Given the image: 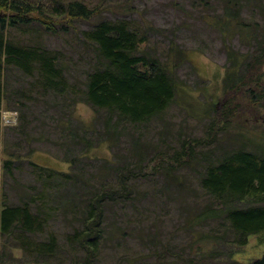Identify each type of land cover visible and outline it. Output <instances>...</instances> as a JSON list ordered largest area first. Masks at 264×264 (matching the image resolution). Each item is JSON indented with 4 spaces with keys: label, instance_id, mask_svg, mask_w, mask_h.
Wrapping results in <instances>:
<instances>
[{
    "label": "trees",
    "instance_id": "trees-1",
    "mask_svg": "<svg viewBox=\"0 0 264 264\" xmlns=\"http://www.w3.org/2000/svg\"><path fill=\"white\" fill-rule=\"evenodd\" d=\"M221 1L229 4L230 0ZM94 13V9L81 0H0V125L2 105L9 100L5 94L9 82L4 74L14 68L25 75L35 76L31 85L37 87L43 96L53 95L72 106L83 103L91 108L93 117L90 122L73 117L72 112L60 122L59 126L70 134L74 143H81L87 150L99 144L113 150L118 141L127 136L130 145L122 159L116 154L112 159L103 158L101 166L88 178L75 168L78 156L69 159L70 167L65 172L29 162L31 149L23 155L31 172L37 174L41 188L35 195H25L18 205H8L3 195L0 209V237L11 240L15 248L22 251L23 264H47V259L57 253V236L49 231L54 218V209L47 208L49 183L55 184L57 191L72 189L75 184L81 186H77L79 190H86L80 201L67 203L72 207L71 219L76 221L77 227L67 236L66 242L80 253L78 261L73 260L71 264H103L99 256L105 235L111 238L125 235L124 229L112 225L115 222L111 213L117 206L127 207V203L133 205L140 201V194L132 189L131 179L146 174L142 171H146L149 163L161 162L164 158L169 162L167 154L157 151L158 145L154 148L142 141L143 131L148 130L151 121L160 119L178 99L184 98L186 89L179 84L171 66L139 51V46L146 40L143 35L125 22H97ZM228 15L224 21H234V16ZM91 22L95 24L89 29H81ZM12 31L51 38L79 36L82 51L92 56L84 80L79 85L70 84L61 51L40 44L15 42ZM243 57L228 52L231 67L226 72L223 89L227 99L221 100L220 108L212 103L203 108L207 114L213 113L206 138L178 137V149L171 156L167 174L176 167H188L197 149L204 144L216 143L218 136L224 134L230 125L236 126L240 122L246 125V122L264 118L259 109L264 103V42L256 44L249 59ZM249 82L252 87L247 96L240 94L243 100L247 99L246 102L235 103L228 99L237 93L234 90L239 89L240 84ZM18 92L27 98L26 94ZM188 100H191L190 95ZM18 105L25 107L26 103L21 100ZM24 129L22 126L21 130ZM20 132L25 136L24 131ZM159 134H166V131L162 129ZM87 135L94 138L91 140ZM240 136L243 141L237 149L226 151L203 166L199 187L210 203L192 218L196 225L223 219L229 234L219 238L210 233L207 237L211 241L210 247L202 249L200 255L187 264H264V253L249 262L234 259L235 250L246 246L250 237H258L264 243V144ZM246 144L253 146L254 151L247 150ZM5 153L7 158L3 169L12 176L13 163L22 157L14 152ZM170 176V181L175 183L172 174ZM35 203L37 205H33ZM74 208L78 211L75 212ZM39 235L46 238L33 241ZM204 236L202 234L200 241L206 240Z\"/></svg>",
    "mask_w": 264,
    "mask_h": 264
},
{
    "label": "rangeland",
    "instance_id": "rangeland-1",
    "mask_svg": "<svg viewBox=\"0 0 264 264\" xmlns=\"http://www.w3.org/2000/svg\"><path fill=\"white\" fill-rule=\"evenodd\" d=\"M81 1L94 9L95 21L125 22L143 35L146 40L139 46V51L171 66L179 84L187 91L184 98L178 99L160 119L151 121L148 130L143 131L142 141L152 144L154 148L158 145L157 151L167 154L169 162L164 158V161L149 163L146 171H142L146 174L131 179L132 189L140 194V201H135L133 205L127 203V207L117 206L111 213L115 222L112 225L124 229L125 235L118 238L105 235L99 257L103 264H187L198 257L202 249L210 247L211 241L207 239L210 233L219 238L229 234L223 219L200 225L192 220L210 203L199 187L203 166L226 151L237 149L242 144L240 141H243L240 135L247 136L257 144H264V118L246 122V125L241 122L236 126L230 125L224 134L218 136L216 143L199 147L188 167L174 166L175 170L170 174L166 169L171 167V156L178 149L177 139L180 135L192 139L208 136L206 130L213 113L207 114L205 109L211 103L220 108L221 100L227 99L223 89L226 72L231 67L228 52L249 59L256 44L264 42V0H230L229 4L221 0ZM228 14L234 16V21H224ZM93 23L81 26V29L87 30ZM11 36L15 42L40 44L61 51L68 82L79 85L84 80L92 56L82 51L79 36L51 38L18 31H12ZM4 78L9 82L5 93L9 100L3 103L1 109L0 209L3 195L8 205H18L28 193L35 195L39 192L41 182L37 174L31 172L26 163L28 160L66 172L70 167L69 159L78 156L75 168L88 178L98 170L103 158L112 159L116 154L122 159L126 149H129L127 136L121 138L113 150L100 144L87 150L81 143H74L70 140V134L62 130V125L59 126L60 122L66 120L71 112L73 117L90 122L93 117L91 108L83 103L72 106L53 95L43 96L37 87L31 85L35 82V76L25 75L14 68L7 70ZM251 87L252 82L240 84L239 89L234 90L239 94H231L228 99L235 103L246 102L242 95L247 96ZM18 90L27 98L24 99ZM189 95L191 100L187 102ZM21 100L26 103L25 107L18 105ZM259 109L264 113V103ZM22 126L24 130H21ZM162 129L166 134H159ZM20 131H24L25 136ZM87 136L91 140L94 138ZM245 148L254 151L250 144H246ZM29 149L32 153L26 161L23 155ZM5 151L22 157L13 163L12 176L3 169V162L7 158ZM129 163L134 164L132 160ZM171 174L175 183L170 181ZM77 186L81 187L75 184L72 189L59 191L53 183L47 187L50 193L47 208L54 209L49 231L56 234L59 243L57 253L47 259V264H71L80 257V253L71 249L66 242L67 236L77 227L76 221L71 219L72 207H68L67 203L80 201L86 191L79 190ZM74 211L77 212L78 208H74ZM202 234L206 240L200 241ZM45 238V235H39L33 241H43ZM14 245L11 240L0 237V264H23V253ZM235 251V260L249 262L261 257L264 243L252 236L246 246Z\"/></svg>",
    "mask_w": 264,
    "mask_h": 264
}]
</instances>
